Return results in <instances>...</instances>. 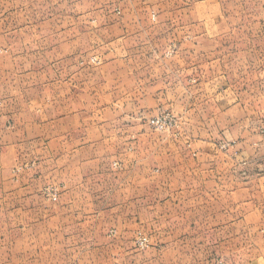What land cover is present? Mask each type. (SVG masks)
Segmentation results:
<instances>
[{
	"label": "crops",
	"instance_id": "0c3cea01",
	"mask_svg": "<svg viewBox=\"0 0 264 264\" xmlns=\"http://www.w3.org/2000/svg\"><path fill=\"white\" fill-rule=\"evenodd\" d=\"M211 1L127 3L120 15L73 6L56 21L53 97L45 79L32 99L31 70L18 74L16 53L0 49V222L57 234L74 253L97 239L111 252L114 222L149 223L157 240L184 239L176 251L202 242L264 264V37L227 39ZM46 24L25 22L22 42L47 40ZM82 54L100 64L82 67ZM98 85L121 103H96ZM165 112L176 125L161 134L148 120Z\"/></svg>",
	"mask_w": 264,
	"mask_h": 264
},
{
	"label": "rangeland",
	"instance_id": "374dc122",
	"mask_svg": "<svg viewBox=\"0 0 264 264\" xmlns=\"http://www.w3.org/2000/svg\"><path fill=\"white\" fill-rule=\"evenodd\" d=\"M183 0H0V49H8V47L16 53V71L23 72L30 69L33 76V92L32 99L38 97L41 92H36V84L47 79L49 81V95L55 96L53 86L59 80L57 76L58 68H63L64 60L57 51L56 45V24L57 20L63 15L67 16V12L73 9V6L79 8L80 14H86L90 9L104 13L106 7L111 5L114 14L120 15L121 4L127 3H145L146 5L181 3ZM199 3V1H198ZM210 5H222L220 13L210 11L213 17H222L226 20L225 27L233 29L228 33L227 39L230 37L241 41L243 37H264V0H213ZM113 5V7H112ZM98 14H102L99 13ZM164 14V13H163ZM175 14V13H174ZM172 13V15H174ZM200 12H193V17ZM169 15V13H167ZM154 21L156 13H151ZM47 22L43 28H38L37 32L43 34L47 40L42 43L24 44V37L30 32L24 30L25 22L29 21ZM156 21V20H155ZM260 21L261 26H259ZM233 25V26H232ZM16 34L14 31H17ZM19 31H22L20 34ZM11 37V40L8 39ZM19 37H21L19 39ZM19 39V40H18ZM15 40V41H14ZM231 41V40H230ZM241 52L248 55V45L239 43ZM261 47V46H260ZM258 47V50L263 48ZM82 54L80 64L82 67L96 69L100 64L99 58L91 57L88 60ZM66 63V62H65ZM42 71V72H41ZM17 74V75H18ZM120 86V85H116ZM110 86L98 85L97 94L95 96L96 103H114L116 100L121 103V94L119 91L113 92ZM55 89V88H54ZM109 89V90H107ZM52 91V92H51ZM44 92V89H43ZM262 92L258 93L261 94ZM132 96V93H129ZM82 100H85L83 98ZM85 103V102H84ZM86 103H88L86 101ZM166 118L171 124L163 129H158L152 120ZM175 119L170 113H162L159 116L149 119L148 126L154 131L167 134L176 125ZM227 145H224V148ZM247 167V166H246ZM246 171V170H243ZM247 175H242L241 183L246 182ZM55 194V189H49L48 197ZM247 190L243 192L242 197L247 198ZM52 201V200H51ZM53 202V201H52ZM56 202V201H54ZM243 212V211H242ZM145 223L144 229L137 230L136 227L130 229L125 227L124 223L114 222L111 252H104L105 240L97 239L96 246L90 248H75L90 252H68L67 250L74 248L61 247V239L57 238V234L41 231L40 228H34L31 232L25 233L23 226L17 223V228L8 229L7 224L0 222V264H233V256L240 258L244 262L247 255L242 250L241 254L233 255L231 253L223 255L213 246H203L202 242L196 247L194 253L184 252L185 248H171L170 243L183 242L184 239H169L168 237H154L153 227ZM176 224V223H174ZM39 223H34V226ZM144 233V235L141 234ZM168 231H163L166 233ZM131 233V235H128ZM108 235V234H107ZM139 237L145 239L143 246H139ZM161 240L164 244H162ZM215 241V239H214ZM134 245V246H133ZM157 245V246H156ZM159 246V247H158ZM163 246L165 247L164 249ZM243 247L246 245H242ZM93 250H96L93 252ZM64 251V252H63ZM235 264V263H234Z\"/></svg>",
	"mask_w": 264,
	"mask_h": 264
},
{
	"label": "built area",
	"instance_id": "2783aa9c",
	"mask_svg": "<svg viewBox=\"0 0 264 264\" xmlns=\"http://www.w3.org/2000/svg\"><path fill=\"white\" fill-rule=\"evenodd\" d=\"M151 124H153L155 127H157L158 129H163L165 127H167L168 125L171 124L170 120L169 119H166V118H161V119H156V120H152L151 121ZM51 200L52 201H56V196L55 194H52L51 195ZM141 236V235H138V237ZM145 243V239L143 237H139L138 238V245L139 246H143V244Z\"/></svg>",
	"mask_w": 264,
	"mask_h": 264
}]
</instances>
